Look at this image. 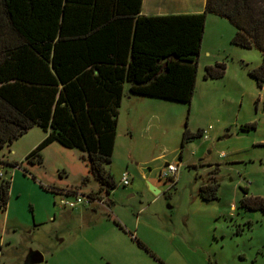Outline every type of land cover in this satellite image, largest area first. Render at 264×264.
Wrapping results in <instances>:
<instances>
[{
  "label": "rangeland",
  "instance_id": "1",
  "mask_svg": "<svg viewBox=\"0 0 264 264\" xmlns=\"http://www.w3.org/2000/svg\"><path fill=\"white\" fill-rule=\"evenodd\" d=\"M224 22L209 24L190 102L129 94L126 83L107 165L117 188L108 197L97 194L110 210L61 209L54 205L59 195L42 188L96 192L84 151L54 143L44 149L42 164L5 168L13 185L19 171V193L8 227L0 205V264H264V209L256 207V198H264V83L249 73L263 55L233 44L227 30L235 35L237 27ZM217 61L226 64L225 76L205 79V67ZM247 124L256 127L243 130ZM30 130L2 148L0 158L22 162L44 132ZM186 131L193 137L184 141ZM174 162L181 164L177 178L160 179L163 167ZM123 172L131 177L127 186ZM212 177L220 183L218 198L205 200L200 187ZM26 218L28 225L14 222Z\"/></svg>",
  "mask_w": 264,
  "mask_h": 264
},
{
  "label": "trees",
  "instance_id": "2",
  "mask_svg": "<svg viewBox=\"0 0 264 264\" xmlns=\"http://www.w3.org/2000/svg\"><path fill=\"white\" fill-rule=\"evenodd\" d=\"M143 0H0V150L38 126L44 139L21 166L42 164L43 151L59 143L88 155L99 184L95 194L117 188L112 171L120 107L129 94L190 102L210 13L237 31L232 43L256 47L263 63L249 73L264 83V0H207L198 14L146 16ZM227 66L205 67V79L225 76ZM255 124L242 126L243 130ZM199 135H202L200 130ZM193 137L186 131L184 141ZM212 177L200 187L218 198ZM11 180L0 185V205L10 200ZM246 193L248 190H245ZM264 209V198H256Z\"/></svg>",
  "mask_w": 264,
  "mask_h": 264
},
{
  "label": "crops",
  "instance_id": "3",
  "mask_svg": "<svg viewBox=\"0 0 264 264\" xmlns=\"http://www.w3.org/2000/svg\"><path fill=\"white\" fill-rule=\"evenodd\" d=\"M206 2L207 0H143L142 3V14L146 15V16H160V15H170V14H198V13H202L205 10L206 7ZM225 17H222L218 14L215 13H210L207 16V22H206V33L202 42V45H204V42H206L207 39V35H208V28H209V24L211 23L212 26L213 25H223L225 24ZM234 31L232 30L229 31V29L227 30V38H233L234 36ZM211 55V53H209ZM199 61V59H198ZM218 62V61H217ZM216 62V63H217ZM210 65H214V64H210ZM32 130V129H31ZM30 130V131H31ZM205 135V133H204ZM45 137V132H42L41 134H37L36 137V141L29 147V149L26 151L27 153L30 152L31 150H33ZM207 137V136H206ZM56 143V142H55ZM54 143H52L53 145ZM183 157V154L181 155V159ZM3 160L5 158L1 157ZM8 162H15L17 160L15 159H5ZM8 166H11L9 164L5 165V168H7ZM15 167H19V166H13V168ZM6 170V178L8 177V175L10 174V171ZM19 174L18 170H15L13 173V177H14V185L11 181V189H10V200H9V212L7 213V207L4 209V211L6 212V220H5V225L6 227H8L9 225V216H10V212H11V208L13 205H15L16 203L14 202L16 195L19 193L17 191V188L15 186V182L17 179V176ZM97 182V181H96ZM150 187L153 186L156 190L158 189V186L156 184H154L151 181H148ZM98 183V182H97ZM43 190H45V192H47L50 195H55L57 194L56 192L59 190H67V191H71V192H76L74 188H66V189H62L64 187H59V186H55V185H47V186H42ZM56 191V192H55ZM94 193V192H93ZM106 197H108L107 195H104ZM101 195V197H104ZM54 205H57V201H54ZM91 208H87L84 207L82 208V211H89L90 209H92V211H95L96 209H99L100 207L106 208V209H111V206L109 203H107L106 206L99 204L98 202H93ZM61 209H68V208H61ZM69 210H73V209H69ZM16 225H28L30 224V220L28 218L26 219H22L21 222H16ZM18 223V224H17ZM17 227V226H15ZM5 240L3 238L0 239V245L4 242Z\"/></svg>",
  "mask_w": 264,
  "mask_h": 264
},
{
  "label": "built area",
  "instance_id": "4",
  "mask_svg": "<svg viewBox=\"0 0 264 264\" xmlns=\"http://www.w3.org/2000/svg\"><path fill=\"white\" fill-rule=\"evenodd\" d=\"M206 133V131H204ZM203 133V134H204ZM181 164L179 162L167 163L160 171L159 178L167 180H175L178 176ZM6 178L5 164L0 163V179ZM131 183L129 172H123L121 177V184L127 186ZM56 192V191H55ZM59 195L57 205L61 208L76 209L78 207H85L91 205L93 202H98L101 205H107L106 197H101L95 193H90L88 196L80 195L77 192L67 190H59L56 192Z\"/></svg>",
  "mask_w": 264,
  "mask_h": 264
},
{
  "label": "water",
  "instance_id": "5",
  "mask_svg": "<svg viewBox=\"0 0 264 264\" xmlns=\"http://www.w3.org/2000/svg\"><path fill=\"white\" fill-rule=\"evenodd\" d=\"M151 189H152L156 194L160 193V190H156L153 186H151ZM39 259H43V256L40 255V258H39Z\"/></svg>",
  "mask_w": 264,
  "mask_h": 264
}]
</instances>
